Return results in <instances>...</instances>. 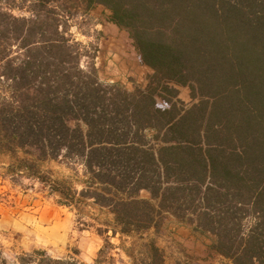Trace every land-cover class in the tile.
Returning a JSON list of instances; mask_svg holds the SVG:
<instances>
[{"label":"trees","instance_id":"1","mask_svg":"<svg viewBox=\"0 0 264 264\" xmlns=\"http://www.w3.org/2000/svg\"><path fill=\"white\" fill-rule=\"evenodd\" d=\"M96 6L151 69L144 88L81 66L69 22ZM0 169L102 238L92 264H166L147 237L166 215L212 233L231 264H264V0H0ZM15 264L86 263L34 250Z\"/></svg>","mask_w":264,"mask_h":264},{"label":"rangeland","instance_id":"2","mask_svg":"<svg viewBox=\"0 0 264 264\" xmlns=\"http://www.w3.org/2000/svg\"><path fill=\"white\" fill-rule=\"evenodd\" d=\"M107 16L104 7L96 6L69 22L72 38L83 45L81 66L92 61L103 85L117 84L127 91L142 89L152 71L140 62L127 32L108 21ZM177 89L184 109L198 104V96H192L188 86ZM42 168L53 178L73 175L54 160L46 161ZM140 196L149 198V193L141 191ZM147 237L163 250L166 264H231L210 247L215 239L212 233H201L171 215L165 216L158 232L151 230ZM102 243L93 229L79 221L73 211L58 205L39 184L25 179L21 185H13L0 177V250L8 264H15L16 257L34 250H45L56 259L75 257L92 264ZM118 257L122 264H131L123 253Z\"/></svg>","mask_w":264,"mask_h":264}]
</instances>
